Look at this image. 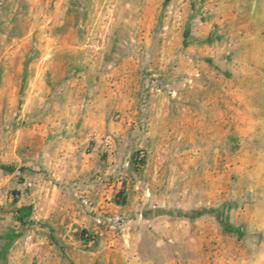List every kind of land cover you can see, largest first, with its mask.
Returning a JSON list of instances; mask_svg holds the SVG:
<instances>
[{"label": "rangeland", "instance_id": "rangeland-1", "mask_svg": "<svg viewBox=\"0 0 264 264\" xmlns=\"http://www.w3.org/2000/svg\"><path fill=\"white\" fill-rule=\"evenodd\" d=\"M0 264H264V0H0Z\"/></svg>", "mask_w": 264, "mask_h": 264}, {"label": "trees", "instance_id": "trees-1", "mask_svg": "<svg viewBox=\"0 0 264 264\" xmlns=\"http://www.w3.org/2000/svg\"><path fill=\"white\" fill-rule=\"evenodd\" d=\"M2 169L8 171V172H13L14 171V167L12 166H4L2 167ZM19 220H21V218H18ZM224 229L232 234H236V235H240V230L238 228L233 227L230 223L226 222L224 223ZM85 232L82 231L81 234H84Z\"/></svg>", "mask_w": 264, "mask_h": 264}]
</instances>
